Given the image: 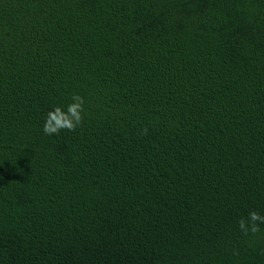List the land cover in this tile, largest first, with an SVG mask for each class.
<instances>
[{"label":"trees","instance_id":"16d2710c","mask_svg":"<svg viewBox=\"0 0 264 264\" xmlns=\"http://www.w3.org/2000/svg\"><path fill=\"white\" fill-rule=\"evenodd\" d=\"M251 211L264 0H0V264H264Z\"/></svg>","mask_w":264,"mask_h":264},{"label":"clouds","instance_id":"9594fccd","mask_svg":"<svg viewBox=\"0 0 264 264\" xmlns=\"http://www.w3.org/2000/svg\"><path fill=\"white\" fill-rule=\"evenodd\" d=\"M72 102L67 105V108L57 106L54 110L47 113L46 121L43 126V132L46 135H59L62 130L75 131L83 124L84 120V98L78 94L72 96ZM148 129L143 130L146 135ZM240 230L248 235L249 232L256 234L260 231V225L264 224V215L256 211H251L247 218H241L238 221Z\"/></svg>","mask_w":264,"mask_h":264}]
</instances>
